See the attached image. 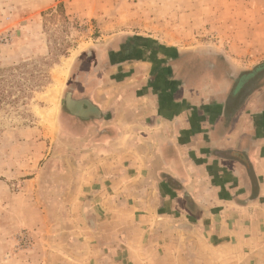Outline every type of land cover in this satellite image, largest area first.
<instances>
[{
	"label": "rangeland",
	"instance_id": "obj_1",
	"mask_svg": "<svg viewBox=\"0 0 264 264\" xmlns=\"http://www.w3.org/2000/svg\"><path fill=\"white\" fill-rule=\"evenodd\" d=\"M110 20L158 33L167 47L236 39L250 48L239 62L264 68V0H0V264H110L112 246L121 264L128 255L144 264H264V236L253 240L244 224L251 210L239 220L218 199L206 220L175 222L196 234L177 255L158 236L175 226L161 217L172 205L110 200V157L75 138L81 125L64 114H84L71 99L77 64L108 42Z\"/></svg>",
	"mask_w": 264,
	"mask_h": 264
},
{
	"label": "crops",
	"instance_id": "obj_2",
	"mask_svg": "<svg viewBox=\"0 0 264 264\" xmlns=\"http://www.w3.org/2000/svg\"><path fill=\"white\" fill-rule=\"evenodd\" d=\"M119 24L110 20L108 42L77 64L72 101L92 116L64 113L81 125L75 138L92 139L98 156L110 157V200L168 203L162 219L193 225L219 199L239 220L251 210L244 224L253 240L264 236V68L239 62L250 48L236 39L222 48L181 49L163 46L168 41L141 25L129 31ZM158 232L161 241L170 238L171 253L193 248L188 225ZM160 244L153 249L164 250ZM112 247L110 264H121Z\"/></svg>",
	"mask_w": 264,
	"mask_h": 264
},
{
	"label": "trees",
	"instance_id": "obj_3",
	"mask_svg": "<svg viewBox=\"0 0 264 264\" xmlns=\"http://www.w3.org/2000/svg\"><path fill=\"white\" fill-rule=\"evenodd\" d=\"M71 99H72V100H75L73 97H71ZM91 111H92V110L89 108V110H86V111L84 110L83 113H84V115L92 116V114H91L92 112H91ZM72 116H75V114L72 113Z\"/></svg>",
	"mask_w": 264,
	"mask_h": 264
},
{
	"label": "bare ground",
	"instance_id": "obj_4",
	"mask_svg": "<svg viewBox=\"0 0 264 264\" xmlns=\"http://www.w3.org/2000/svg\"><path fill=\"white\" fill-rule=\"evenodd\" d=\"M55 92V91H54ZM52 98H56V95L55 94H53L52 96H51ZM48 112H50V110L48 111ZM50 115H48V117H49Z\"/></svg>",
	"mask_w": 264,
	"mask_h": 264
}]
</instances>
